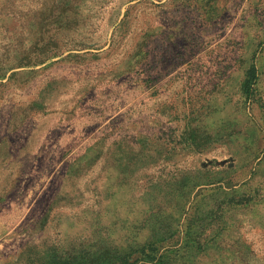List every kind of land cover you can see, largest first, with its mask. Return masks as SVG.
Here are the masks:
<instances>
[{
	"label": "rangeland",
	"instance_id": "obj_1",
	"mask_svg": "<svg viewBox=\"0 0 264 264\" xmlns=\"http://www.w3.org/2000/svg\"><path fill=\"white\" fill-rule=\"evenodd\" d=\"M3 136L0 264H264V0H0Z\"/></svg>",
	"mask_w": 264,
	"mask_h": 264
},
{
	"label": "crops",
	"instance_id": "obj_2",
	"mask_svg": "<svg viewBox=\"0 0 264 264\" xmlns=\"http://www.w3.org/2000/svg\"><path fill=\"white\" fill-rule=\"evenodd\" d=\"M95 46H88V47L86 46L84 50L89 49L92 51H97L98 50L97 45ZM65 59L67 58L65 57ZM7 145H8L9 150L5 152L3 151V154L0 155V211H2L4 208L7 207L5 212H7L8 208L10 209L11 206L17 209L19 204L17 201L16 203L18 205L15 203L12 204L11 203L12 198L27 196V191L29 190V189L21 190L18 187L17 182L19 181L20 178L19 176L15 175V172H14V175L12 174V169L10 167V166L17 167L19 165L20 162L18 158L22 155L19 156L18 154L22 152V149L24 148V146H22L20 150H18L19 152L15 155L12 153V150H11V142L7 143V139H4V136L0 138V149H5ZM3 224H4L3 220L0 219V226L2 227ZM4 236L5 235H2L0 233V250L4 247V244H5V240L3 238ZM2 259L6 261L7 257L0 256V263ZM8 262H11V260Z\"/></svg>",
	"mask_w": 264,
	"mask_h": 264
},
{
	"label": "trees",
	"instance_id": "obj_3",
	"mask_svg": "<svg viewBox=\"0 0 264 264\" xmlns=\"http://www.w3.org/2000/svg\"><path fill=\"white\" fill-rule=\"evenodd\" d=\"M253 70H254V68H253ZM254 72V71H253Z\"/></svg>",
	"mask_w": 264,
	"mask_h": 264
}]
</instances>
